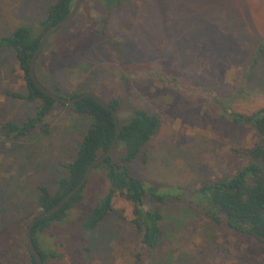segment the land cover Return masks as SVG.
Returning a JSON list of instances; mask_svg holds the SVG:
<instances>
[{
  "label": "rangeland",
  "instance_id": "374dc122",
  "mask_svg": "<svg viewBox=\"0 0 264 264\" xmlns=\"http://www.w3.org/2000/svg\"><path fill=\"white\" fill-rule=\"evenodd\" d=\"M54 1L0 0V36L17 26H37ZM78 12L80 36H50L38 73L49 86L56 82L64 97L91 89L107 101L122 95L129 106L159 115V130L145 148L147 161L130 164L133 174L168 195L157 258L163 264H264V245L215 223L190 196L203 182L235 172L244 162L235 148L253 146L258 132L211 114L192 92L181 94L158 75L131 76L126 85L123 76L126 65L148 62L160 74L164 66L177 69L194 84L233 98L234 110L264 107V0H122L112 11L100 0H87ZM96 29L101 33L94 37ZM7 90L26 92V80L14 52L0 49V262L33 264L26 229L40 211L39 185L56 191L53 178L66 175L90 118L58 101L46 118L49 134L5 136V122L24 118L40 104ZM120 153L115 148L113 154ZM101 186L99 173H92L83 200L36 234L42 250L61 254L44 264H138L133 206L120 194L96 229L79 226L104 195ZM177 187L180 196H170Z\"/></svg>",
  "mask_w": 264,
  "mask_h": 264
},
{
  "label": "trees",
  "instance_id": "16d2710c",
  "mask_svg": "<svg viewBox=\"0 0 264 264\" xmlns=\"http://www.w3.org/2000/svg\"><path fill=\"white\" fill-rule=\"evenodd\" d=\"M75 1L55 0L49 6L46 17L37 26H17L11 34L0 36V49L14 52L19 67L24 73L27 89L24 93L8 90L6 93L28 101H40L31 114H27L19 120L5 122L2 127L5 136L17 139L27 137L37 130L44 134L50 133V126L46 118L58 101L45 94L33 82L30 77V61L40 43L43 32L64 19L71 12ZM100 1L107 11H112L122 0ZM84 3L86 4L87 0L83 1V6ZM79 13L77 12L73 20L54 31L51 36L61 35L57 41H73L78 38L81 33L76 25ZM99 30H95L94 37L96 32L98 35L101 33ZM75 33L77 35L73 36ZM91 38L93 39L92 36ZM48 48H45L37 58L36 74L46 87L63 96V90L56 82H52V86H49L38 73V62L45 52H48ZM158 68L148 62L126 65L123 73L125 85L131 76L143 77L145 73L158 75L165 84L177 92L181 94L192 92L194 97L199 99V102L204 104L211 114H221L235 124L250 126L258 132L260 139L253 146L235 148L244 159L243 164L235 172L213 182H203L199 188L190 192V196L195 205L215 223L224 224L244 234L253 243L264 245V107L250 113L234 110L232 107L233 98L221 97L210 87L194 84V81L180 70L164 66L161 68L164 72L160 74L157 71ZM85 91L94 92L89 89L74 92L65 97H76ZM108 102L118 111L121 134L116 148L122 149V153L117 156L112 153L102 163L94 167L92 173H99L101 187L105 193L91 207L90 212L79 226L84 231L96 229L107 214L113 210V197L118 193L133 206L132 222L138 233L135 248L137 263L163 264L157 258L155 249L163 233L162 208L168 195L162 192L157 184L146 182L133 174L130 168V164L137 158H141L144 162L147 161L148 154L145 148L158 132L161 119L156 113L140 107L129 106L122 95H113ZM67 106L76 113L89 117L90 123L76 156L65 165L66 175L61 178H53L58 185L56 191L52 192L47 185H39L40 193L36 202L39 212L50 209L73 189L83 178L87 167L110 147L116 135V125L111 111L104 108L95 99L84 97L73 104H67ZM91 175L84 187L57 213L39 220L35 224L33 228L34 241L44 263L48 259L59 258L61 254L42 250L36 234L46 231L54 222L62 221L68 216L70 209L83 200V191L88 186ZM176 189L177 191L173 190L176 193L170 196L177 198L180 196L181 189L179 187ZM31 258L33 264H37L32 255Z\"/></svg>",
  "mask_w": 264,
  "mask_h": 264
},
{
  "label": "water",
  "instance_id": "95a60500",
  "mask_svg": "<svg viewBox=\"0 0 264 264\" xmlns=\"http://www.w3.org/2000/svg\"><path fill=\"white\" fill-rule=\"evenodd\" d=\"M84 0H76L75 4L71 10V12L62 20H60L59 22H57L56 24L48 27L42 34L40 43L36 49V51L34 52L31 61H30V77L32 78L33 82L36 84L37 87H39L45 94L49 95L50 97L54 98L55 100L65 103V104H73L74 102L78 101L81 98L84 97H91L93 99H95L100 105H102L104 108L108 109L111 111L113 118H114V122L116 125V135L110 145V147L101 155H99L86 169V172L83 176V178L81 179V181L73 188L71 189L66 195H64V197L61 198V200L55 204L54 206H52L50 209L47 210H42L41 212H39L37 215H35L30 222L28 223L27 229H26V238H27V244H28V248L29 251L31 253V255L34 257L35 261L37 264H44V260L41 256L40 251L38 250V248L35 245V241H34V235H33V228L35 226V224L39 221L42 220L44 218L50 217L53 214L57 213L65 204H67L69 202V200L76 194L78 193L86 184V182L88 181L93 169L95 166L99 165L100 163H102L106 158H108L110 155H112V153L114 152L118 140L120 138V134H121V126H120V121H119V115H118V111L105 99L99 97L96 93L92 92V91H85L79 95H77L76 97H64L61 95H58L57 93H55L54 91H52L51 89H49L48 87H46L37 77L36 74V69H35V65H36V61L37 58L39 56V54L43 51L45 45L47 44L51 34L60 29L61 27L65 26L66 24H68L71 20L74 19V17L76 16L77 12L79 11L82 3ZM0 264H4L2 262H0Z\"/></svg>",
  "mask_w": 264,
  "mask_h": 264
}]
</instances>
